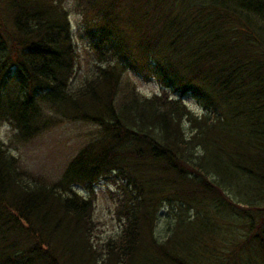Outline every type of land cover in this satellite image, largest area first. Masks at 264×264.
Masks as SVG:
<instances>
[{"label":"trees","instance_id":"trees-1","mask_svg":"<svg viewBox=\"0 0 264 264\" xmlns=\"http://www.w3.org/2000/svg\"><path fill=\"white\" fill-rule=\"evenodd\" d=\"M73 1L96 61L78 88L65 0H0V128L30 142L44 106L100 130L49 183L0 140V264H264V0ZM99 185L120 227L103 243Z\"/></svg>","mask_w":264,"mask_h":264},{"label":"rangeland","instance_id":"rangeland-1","mask_svg":"<svg viewBox=\"0 0 264 264\" xmlns=\"http://www.w3.org/2000/svg\"><path fill=\"white\" fill-rule=\"evenodd\" d=\"M65 5L69 12L68 20L79 61L75 79L71 86L72 88H78L87 77L91 76L96 61L91 53L88 40L83 37L85 28L80 22V17L73 12L74 1L65 0ZM130 76L132 78L130 81L131 85L142 97L149 98L161 93L162 88H160L159 83L155 80L145 81L139 76L133 74H130ZM171 96L177 98L176 95L171 94ZM182 99L191 112L197 115L203 113V109L194 99L187 96H184ZM42 112L44 125H51L34 137L32 141L28 143L14 142L12 140L14 136L13 131L6 126H3L0 130V140L6 144H11L10 140H12L13 143L9 147V150L14 157L19 159V166L23 170L25 168L28 173L34 176H43L45 179H48L46 183H49L50 180L61 176L62 169L69 158L82 146L97 137L100 130L95 123L89 122L87 119L88 122L85 119L69 121L50 107L43 106ZM184 124L186 136H188V123L184 121ZM36 182L40 183L38 177L35 180ZM23 183H31L30 178L25 177ZM78 191L85 194L83 189H79ZM94 191L93 218L96 222L95 239H98L102 243L108 239H116L119 235L120 227L115 217L113 198L107 193L106 187L101 185L96 186ZM171 223L172 220L167 210H162L155 228V234L159 240L166 237L168 234L167 227Z\"/></svg>","mask_w":264,"mask_h":264},{"label":"bare ground","instance_id":"bare-ground-1","mask_svg":"<svg viewBox=\"0 0 264 264\" xmlns=\"http://www.w3.org/2000/svg\"><path fill=\"white\" fill-rule=\"evenodd\" d=\"M3 126H6V127H8V128H9V126H8V125H3ZM3 126H2V127H3ZM2 127L0 128V130L2 129Z\"/></svg>","mask_w":264,"mask_h":264}]
</instances>
